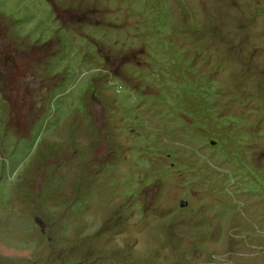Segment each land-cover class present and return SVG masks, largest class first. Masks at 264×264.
Instances as JSON below:
<instances>
[{
	"label": "rangeland",
	"instance_id": "374dc122",
	"mask_svg": "<svg viewBox=\"0 0 264 264\" xmlns=\"http://www.w3.org/2000/svg\"><path fill=\"white\" fill-rule=\"evenodd\" d=\"M0 264H264V0H0Z\"/></svg>",
	"mask_w": 264,
	"mask_h": 264
},
{
	"label": "trees",
	"instance_id": "16d2710c",
	"mask_svg": "<svg viewBox=\"0 0 264 264\" xmlns=\"http://www.w3.org/2000/svg\"><path fill=\"white\" fill-rule=\"evenodd\" d=\"M214 24H216V22L214 21V20H212V27L213 28H218V35H220V36H225L226 35V37L228 36V29H227V27L225 26V25H221L220 27L219 26H217V25H214ZM239 55H240V57L242 58V59H244L245 57H246V55H245V51H243V50H241V51H239ZM199 89H204L203 87H202V85H201V83L199 84ZM205 89H206V87H205ZM213 142V141H212Z\"/></svg>",
	"mask_w": 264,
	"mask_h": 264
}]
</instances>
